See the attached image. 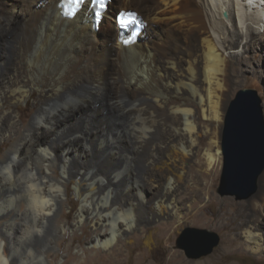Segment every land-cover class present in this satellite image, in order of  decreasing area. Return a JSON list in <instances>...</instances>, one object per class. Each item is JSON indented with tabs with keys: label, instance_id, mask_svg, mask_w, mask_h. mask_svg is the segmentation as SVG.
Wrapping results in <instances>:
<instances>
[{
	"label": "bare ground",
	"instance_id": "1",
	"mask_svg": "<svg viewBox=\"0 0 264 264\" xmlns=\"http://www.w3.org/2000/svg\"><path fill=\"white\" fill-rule=\"evenodd\" d=\"M60 2L0 0V145L7 144L0 168L11 164L13 174V164L23 161L25 176L34 174L39 194L52 201L37 214L28 181L25 204L14 198L15 174L11 182L0 177V253L9 264H54L68 233L71 251L74 231L88 227L93 236L86 249L69 252L67 259L100 264L96 254L101 247L108 254L101 264H123L116 260L120 250L114 247L133 227L158 222L166 228L202 204L203 193L209 202L214 200L198 182V192L183 204L179 184L173 185L188 177V166L199 156L205 171L223 163L231 77L234 67L249 59L248 52L255 57L264 46L258 37L264 29V0H110L97 32L92 30L90 4L67 19ZM122 10H136L144 27L129 46L118 41L116 16ZM32 95L35 112L23 124L17 107L27 106ZM96 96L99 101L85 106ZM68 122L72 135L79 132L82 137L63 144L67 156L61 161L49 151V132L43 125ZM76 153L81 154L78 160ZM70 184L79 201L71 223L65 218L71 207ZM51 186L59 193L54 195ZM254 193L245 205L221 200L246 217L238 224V215L219 214V228L226 230L224 251L240 248L264 256V168ZM7 195L12 197L6 200ZM197 212L192 215L196 220ZM143 214L146 220L140 222ZM23 215L24 227L17 223ZM151 237L146 232L138 239L149 245ZM21 248L26 256L17 261ZM86 253L95 256L84 258ZM143 258L138 254L134 264ZM168 264L186 263L171 255Z\"/></svg>",
	"mask_w": 264,
	"mask_h": 264
},
{
	"label": "rangeland",
	"instance_id": "2",
	"mask_svg": "<svg viewBox=\"0 0 264 264\" xmlns=\"http://www.w3.org/2000/svg\"><path fill=\"white\" fill-rule=\"evenodd\" d=\"M114 3L117 4V0H114ZM132 6L136 7V6H138V4L133 3ZM133 9H136V8H133ZM139 9H141L143 11V9L140 8V6H139ZM130 11H132V10H130ZM134 12H136V10H134ZM224 13L226 14V12H223V18H226L227 16H224ZM263 30L264 29L259 30L260 33H259L258 37L264 41V38H263L264 37V31ZM102 33H105V32H102ZM256 53H257V56L254 55L255 57H253L252 52H248L249 59H245V60L241 61V64L237 65L236 67L233 66L235 68V70H234L235 74L233 73L232 77H231L232 81L230 84V91H229V105H230V102L234 99L235 94L239 90H242V89L255 90L257 92V95L261 99V108H262V114H263V119H264V66H263L264 60L262 61V59H264V55H262V54H264V46L258 47V49L256 50ZM247 62H249L248 63L249 65L247 64ZM262 62H263V65H262ZM245 65H247V66H245ZM253 72H255V73H253ZM35 98H36V96L32 95V97L29 99L27 106L20 105L17 107L21 121L23 124H28L30 122L32 116L34 115V112H35L34 99ZM95 101H99L98 96H96L93 99L89 98L87 100L88 105H85V106H92ZM229 105H228V107H229ZM103 106L104 105L102 104L101 108ZM43 126L49 132L48 138H47V142H48V144H50V145H47L49 151L55 152L56 155L59 157V160H61V161L64 159V157L67 156L66 150L61 148L63 146V144L69 142L70 141L69 139H72L74 136L76 138L82 137V136H80L81 134L79 132H75L74 135H72V132L74 129H73L71 122L64 123V124L51 123V124H48L47 126L46 125H43ZM223 127H224V125H223ZM53 128H55V129H53ZM51 129H53V130H51ZM135 131H136V136H139L138 134L140 133V130L138 128H136ZM50 132H51V134H50ZM52 133H55L56 135L55 134L53 135ZM200 142H201V145H205L207 143V140L202 139V140H200ZM6 148H7V144L0 145V154H2L3 151L5 152ZM81 148L82 147L79 146V149H81ZM57 149L59 151H57ZM140 155L143 156L144 158H147V156H148V155H145L144 152H142ZM80 157H81V154H78V153L75 154V158L77 160ZM143 157L142 158L140 157L139 159L140 160L144 159ZM198 158L200 159L201 157L200 156L197 157L196 161H194V163H192L190 166H188V168H187L188 177L183 182L175 183L173 186H177L179 184L177 186L179 189L178 193L181 192L182 194L179 193L181 195V197H180V195L178 197H179L181 202L184 201L183 204L185 202L187 203V201H188L187 196L189 197V196H192L193 194H196L198 187L207 188V192L210 193L209 195L212 194V196L214 197V200L212 202H209L208 194L203 193L204 195L203 194L202 195L204 198L202 197L203 198L202 204H201V202L196 203L192 208H190V211L188 210L187 212H185V213H187V215L182 216L184 218L181 219L180 223H173L172 222V223L168 224V226H166V228L168 227L167 228L168 230L166 228H164L163 224L158 225V222L157 223L154 222L153 226H148V225L144 224V226H142V227H133L131 229L132 231L131 230L128 231L129 234L127 236L123 235L122 237L119 238L120 241H118L116 243L114 248L120 250L118 252L119 254L116 253L117 254L116 260L121 261V263H123V264L126 261H127V264H134L136 256L138 254H144L145 258H143V260H141L140 264H148V263H150V264H168V260L170 259L171 255L172 256L174 255L177 259L179 258L182 262H184L186 264H194L197 262L203 263L206 261L210 262V263L206 262V264H213L215 262H219L220 264H264V256H255V255H252L248 250L240 249V248L234 249V250L230 249L227 251H224V249L222 248V245L224 242L223 241L224 240L223 234H224V231H226V230L224 229L222 231L219 228L220 225L223 223L222 219H220V220L218 219L219 214L224 212L226 214V217L231 216V218H234L236 215H238V221H237L238 224L241 223L242 218L246 219V217L245 216L242 217V214L240 213L242 210H240L239 214H235V212H236L235 206H225L224 203L221 202V200L231 199V201H233V203L245 205V203L247 202L249 197L246 199L238 200L235 196H220L217 193V189L219 187V181H220V176H221V171H222V166H223V163H222L223 160L221 162L222 164H220L219 167H217L215 170L212 169L210 172V170L205 171L206 169H204L205 167L202 165V158H201V160H199ZM222 159H223V156H222ZM199 161H201V162H199ZM146 162H147L146 164L151 165L150 160H148ZM13 167H14L13 168V171H14L13 174H15L14 184H15V187L17 188L16 189L17 194L16 193L14 194V198H16V200L18 199L17 201L24 200L23 202H25V204H26V197H27V191H26V185L27 184H26V182L28 181V178H27V176H25L26 171L24 172L25 167L23 165V161H17V163L13 164ZM35 168L38 169V166H36ZM16 172H17V174H16ZM56 172H57V174H59L58 176L61 175L59 173L60 169H57ZM189 172H191V174ZM204 174L206 177L204 176ZM20 175L22 177L23 176H25V177H23V179H21ZM200 176H201V178H200ZM194 178H196V179H194ZM197 178H199L200 181ZM192 181H193V184H192ZM45 182H46V180H45ZM198 182L200 184L199 186H198ZM205 182H207V183H205ZM185 183H187V184H185ZM201 183L204 185L201 186L202 185ZM180 184L183 186H181ZM187 185L189 188L187 187ZM196 185L198 187H196V189H195ZM192 186L194 189L192 188ZM186 187H187V189H186ZM72 188H73V185H71V184L68 185V202H69V205L71 207H70V209L66 210L67 214L65 216V218H67L68 222H70V223L73 221V219L76 215V211L79 207V201H76L77 200L76 197L71 194L73 192ZM191 189H193L194 191L192 192ZM183 191H185V192L183 193ZM254 194H252V195H254ZM15 196H17V197H15ZM11 197L9 195H7L6 200H9ZM185 197H186V199H185ZM23 206H24L23 209L25 210L26 205H23ZM104 209H106V207ZM197 210H198V212H197ZM195 212H197V215H198L197 220H196V218L192 217L193 213H195ZM142 217H139L140 222H145L146 215L143 214ZM20 219L25 223H23ZM198 219H202V221L201 220L198 221ZM26 222H27V220H26L24 215L20 216L18 218V221H17V223L23 227L27 225ZM170 225H171V227H169ZM151 227H152V229H150ZM188 227H192V228H196V229H202V230H208L210 232L215 233L219 237L218 245L216 247H214L213 250L211 251V253H209L206 256H202V257L197 258V259L188 258L185 255V251L183 249L177 248V245H176L178 237L180 236L182 231ZM89 232H90V230L88 229V227H85L83 232H81L80 230L74 231V234L76 236H75V238L73 240V244H72V246H73L72 250L73 251L72 250L69 251L67 248L68 245L70 244L69 238H71V236H72V234L69 235V233H68L69 237L67 236L65 239L66 241L62 244V249L57 254V257H55L54 264H73V263L74 264H80L83 261V258H81L79 260L78 259H67V254L69 252L72 254H75L78 251V248H79V250L81 248L86 249L88 240H90L91 237L93 236ZM146 232L149 235V237L152 236L150 238L151 242L149 245L144 244L145 242L143 240L138 239V238L142 237V235L146 234ZM233 233L236 235L237 238L240 239L241 236H240L239 231L235 230V231H233ZM186 243L189 245L192 244L189 240H187ZM97 250L99 251L98 253H100V254H96V255L99 258V262L101 264L104 261V259H107V257H106V255H108L107 250H104L101 247H99ZM100 250H101V252H100ZM34 251L36 252V250H34ZM23 256L24 257L26 256V251L24 248H21L19 250V252L16 254L15 258L17 261H19L20 258H22ZM93 256H95V254H92V256H91L90 254L86 253V255H84V258L93 257ZM114 259L112 260L113 262H114Z\"/></svg>",
	"mask_w": 264,
	"mask_h": 264
},
{
	"label": "water",
	"instance_id": "3",
	"mask_svg": "<svg viewBox=\"0 0 264 264\" xmlns=\"http://www.w3.org/2000/svg\"><path fill=\"white\" fill-rule=\"evenodd\" d=\"M223 166L217 193L246 199L256 190L264 168V119L261 99L252 89L239 90L230 102L222 131ZM192 244L189 245L186 241ZM219 237L208 230L188 227L177 239V248L190 259L206 256Z\"/></svg>",
	"mask_w": 264,
	"mask_h": 264
},
{
	"label": "clouds",
	"instance_id": "4",
	"mask_svg": "<svg viewBox=\"0 0 264 264\" xmlns=\"http://www.w3.org/2000/svg\"><path fill=\"white\" fill-rule=\"evenodd\" d=\"M13 160H15V157L13 158ZM0 177H3L6 182H11L13 180L11 164H7L3 166L2 168H0ZM21 179H23V177H21ZM33 180H35V176L34 174L30 173L28 177V182H27V190L31 194L33 206L37 214H40L43 212V206L50 204L52 201L39 194L40 188L38 184L32 182ZM50 191L55 195V194H58L60 190L56 186H51ZM0 264H9L8 259L2 253H0Z\"/></svg>",
	"mask_w": 264,
	"mask_h": 264
},
{
	"label": "snow or ice",
	"instance_id": "5",
	"mask_svg": "<svg viewBox=\"0 0 264 264\" xmlns=\"http://www.w3.org/2000/svg\"><path fill=\"white\" fill-rule=\"evenodd\" d=\"M108 0H95V7L100 10L101 13V19H102V13L106 9ZM77 5L82 6L83 4H90L93 3V0H76ZM77 12L76 14H78ZM131 43V42H130Z\"/></svg>",
	"mask_w": 264,
	"mask_h": 264
}]
</instances>
